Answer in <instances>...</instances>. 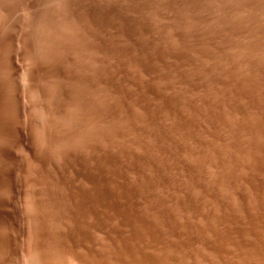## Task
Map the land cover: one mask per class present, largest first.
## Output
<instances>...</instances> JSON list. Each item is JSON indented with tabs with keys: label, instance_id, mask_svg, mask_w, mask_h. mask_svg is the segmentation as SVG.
Listing matches in <instances>:
<instances>
[{
	"label": "rangeland",
	"instance_id": "1",
	"mask_svg": "<svg viewBox=\"0 0 264 264\" xmlns=\"http://www.w3.org/2000/svg\"><path fill=\"white\" fill-rule=\"evenodd\" d=\"M0 264H264V0H0Z\"/></svg>",
	"mask_w": 264,
	"mask_h": 264
}]
</instances>
